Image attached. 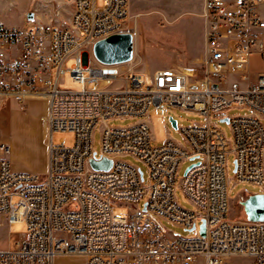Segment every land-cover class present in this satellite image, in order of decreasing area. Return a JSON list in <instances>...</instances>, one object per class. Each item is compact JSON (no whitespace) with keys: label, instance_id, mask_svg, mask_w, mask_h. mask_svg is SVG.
Returning <instances> with one entry per match:
<instances>
[{"label":"built area","instance_id":"2783aa9c","mask_svg":"<svg viewBox=\"0 0 264 264\" xmlns=\"http://www.w3.org/2000/svg\"><path fill=\"white\" fill-rule=\"evenodd\" d=\"M49 2L44 21L0 20V99H47L49 132L43 174L11 168L10 147L0 142V216L26 227L14 248L0 249V264H54L71 255L84 256L83 264H229L235 257L264 264V221L228 216L225 175L231 152L236 183L264 189V72L254 83L248 76L249 56L264 60V0H202L204 51L196 67L158 68L150 77L92 53L96 40L123 32L129 0ZM65 72L80 88L60 86ZM150 106L194 111L206 120L180 127L184 144L167 138L153 145L145 118ZM232 106L249 112L227 116ZM214 115L228 119L231 139L211 122ZM115 117L140 119L108 126ZM53 131L71 132L73 143H53ZM119 156L142 162L147 182ZM102 157L111 166L93 168L90 159ZM179 193L191 208L181 205ZM119 204L134 208L119 212ZM163 221L195 233L171 232Z\"/></svg>","mask_w":264,"mask_h":264},{"label":"rangeland","instance_id":"374dc122","mask_svg":"<svg viewBox=\"0 0 264 264\" xmlns=\"http://www.w3.org/2000/svg\"><path fill=\"white\" fill-rule=\"evenodd\" d=\"M97 1L100 3L101 0ZM201 8L202 0H129V15L124 23L123 31L131 32L133 35V56L130 61L120 63L117 67L123 70H137L144 76L150 77L152 72L158 68L175 67L181 63L190 62L194 56H199L203 44ZM49 9H51L49 0H0V20L9 25H21L27 20V13L33 12L35 20L44 21L49 15ZM248 69L250 83L256 82L257 77L264 72L263 58L258 54H251ZM60 79V86L62 87L75 89L81 86L72 81L69 72H65ZM240 84L244 86L247 81L240 80ZM24 102L25 106L20 107L17 101L11 99L9 110L8 106L0 101V142H6L10 147L11 168L19 167L23 171L43 174L46 169H43L41 147L38 144L36 129L44 103L28 100ZM248 112L249 110L245 107L232 106L226 110L225 114L232 117ZM169 116L176 120V127L169 121ZM145 118L151 128L153 145H160L167 138L184 144L180 127L192 126L195 123L203 124L206 120L205 116L197 112L165 106L158 108L150 106ZM138 119L140 118L115 117L110 118L107 125L127 126ZM210 120L222 129L227 139H231L232 135L228 122L220 121L219 115L211 116ZM99 128L100 125H97L93 133V145L97 151L100 149ZM45 129L49 133L47 124ZM51 139L53 143L64 139L67 145H71L73 134L69 131H53ZM117 159L138 166L144 173V183L147 182L146 167L142 162L131 156H119ZM190 163L191 161H186L181 164L177 174V182L183 178L185 168ZM225 175L229 200L228 216L232 219L243 220L245 213L241 200L249 194L264 193V189L250 182L236 183L234 156L231 152L227 154ZM177 198L181 205L191 208V205L184 199V195L179 193ZM144 200V198L141 199L139 205H142ZM133 208L134 205L131 204L116 205L117 211L123 213H128ZM163 225L167 230L180 235L195 233V231H186L166 221H163ZM25 232L26 227L22 221L8 225L0 216V249L14 248L15 240L23 236ZM248 260L243 257H235L230 259L229 264H246ZM83 262L84 256L81 255L71 258H58L54 264H83Z\"/></svg>","mask_w":264,"mask_h":264},{"label":"water","instance_id":"95a60500","mask_svg":"<svg viewBox=\"0 0 264 264\" xmlns=\"http://www.w3.org/2000/svg\"><path fill=\"white\" fill-rule=\"evenodd\" d=\"M27 19L33 18V12H28ZM94 57L104 64H120L128 62L133 56V35L131 32H117L100 38L92 45ZM169 121L173 126H177L176 120L169 116ZM220 121H228L226 117ZM90 163L95 169H108L112 160L106 157L101 159H90ZM245 218L249 221H264V193L249 194L241 201ZM201 234H204V225H200Z\"/></svg>","mask_w":264,"mask_h":264},{"label":"crops","instance_id":"0c3cea01","mask_svg":"<svg viewBox=\"0 0 264 264\" xmlns=\"http://www.w3.org/2000/svg\"><path fill=\"white\" fill-rule=\"evenodd\" d=\"M202 9V8H201ZM129 10V9H128ZM202 19V18H201ZM202 27H203V21H202ZM203 34V32H202ZM201 54L199 56H194L192 58V60H190V62L188 63H181L179 65H176L174 68L183 70V71H187V70H192L194 67H196V62L202 57L203 51H204V37H203V44H202V50H201ZM195 66H192V65ZM25 100L28 101H40L41 103H44L43 105V109L41 111V114L39 115V123H38V127L36 129V133H37V138H38V144L41 147V157L43 160V169L45 170L47 168V162H48V133L46 131V124H45V120L44 118H46V114L48 112V101L45 98H27ZM24 100V101H25ZM0 101L6 106H8V109L10 110V103H11V99H0ZM16 101V100H15ZM19 103L17 101V104H19V106L23 107L25 106V102ZM11 112V111H10ZM14 112H17L14 110ZM28 115V114H26ZM12 154V151H11ZM15 170H22L19 167L14 168ZM71 257H75V256H66L65 258H71Z\"/></svg>","mask_w":264,"mask_h":264},{"label":"bare ground","instance_id":"6f19581e","mask_svg":"<svg viewBox=\"0 0 264 264\" xmlns=\"http://www.w3.org/2000/svg\"><path fill=\"white\" fill-rule=\"evenodd\" d=\"M191 71V70H190Z\"/></svg>","mask_w":264,"mask_h":264}]
</instances>
